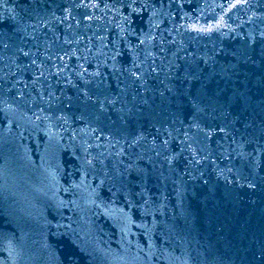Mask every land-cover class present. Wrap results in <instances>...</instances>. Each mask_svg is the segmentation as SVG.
<instances>
[{
  "label": "water",
  "instance_id": "95a60500",
  "mask_svg": "<svg viewBox=\"0 0 264 264\" xmlns=\"http://www.w3.org/2000/svg\"><path fill=\"white\" fill-rule=\"evenodd\" d=\"M0 264H264V0H0Z\"/></svg>",
  "mask_w": 264,
  "mask_h": 264
}]
</instances>
